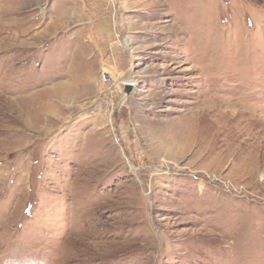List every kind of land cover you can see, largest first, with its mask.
<instances>
[{"label": "rangeland", "instance_id": "1", "mask_svg": "<svg viewBox=\"0 0 264 264\" xmlns=\"http://www.w3.org/2000/svg\"><path fill=\"white\" fill-rule=\"evenodd\" d=\"M0 264H264V0H0Z\"/></svg>", "mask_w": 264, "mask_h": 264}, {"label": "built area", "instance_id": "2", "mask_svg": "<svg viewBox=\"0 0 264 264\" xmlns=\"http://www.w3.org/2000/svg\"><path fill=\"white\" fill-rule=\"evenodd\" d=\"M101 76H102V82L107 86H112L116 82V77L112 70H104Z\"/></svg>", "mask_w": 264, "mask_h": 264}, {"label": "bare ground", "instance_id": "3", "mask_svg": "<svg viewBox=\"0 0 264 264\" xmlns=\"http://www.w3.org/2000/svg\"><path fill=\"white\" fill-rule=\"evenodd\" d=\"M124 85L129 86L130 84H128V83H124Z\"/></svg>", "mask_w": 264, "mask_h": 264}]
</instances>
